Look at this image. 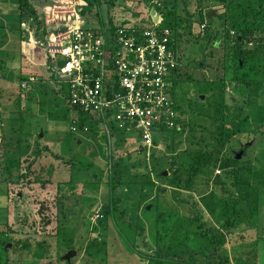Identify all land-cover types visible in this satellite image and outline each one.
<instances>
[{"label":"rangeland","instance_id":"obj_1","mask_svg":"<svg viewBox=\"0 0 264 264\" xmlns=\"http://www.w3.org/2000/svg\"><path fill=\"white\" fill-rule=\"evenodd\" d=\"M14 2L0 0V12ZM20 2L23 24L6 18L3 26L22 30L0 43V264H149L167 240L166 253L180 255L181 235L196 232L198 217L205 231L223 234L230 264L240 259L233 247L250 255L244 242L264 264V33L250 31L257 10L264 29V0ZM73 11L100 34L152 22L182 28L175 125L154 133L157 146L141 152L133 132L74 124L44 48ZM238 28L247 30L243 41ZM205 153L208 165L187 189L190 163Z\"/></svg>","mask_w":264,"mask_h":264},{"label":"built area","instance_id":"obj_2","mask_svg":"<svg viewBox=\"0 0 264 264\" xmlns=\"http://www.w3.org/2000/svg\"><path fill=\"white\" fill-rule=\"evenodd\" d=\"M62 20L58 30L66 32L49 36L44 48L47 69L67 86L74 124L78 112H87L92 123L133 132L141 152L150 150L154 133L175 125L171 89L179 55L170 45V31L152 22L100 34L84 27L74 11Z\"/></svg>","mask_w":264,"mask_h":264},{"label":"trees","instance_id":"obj_3","mask_svg":"<svg viewBox=\"0 0 264 264\" xmlns=\"http://www.w3.org/2000/svg\"><path fill=\"white\" fill-rule=\"evenodd\" d=\"M25 3L26 2L21 3L20 0H17V3H15V4H17L16 9H13V11L5 14L6 15L5 19L7 18L9 21L11 20L12 22H15V20H16L17 24L22 23L23 17H24V12L22 11V9L25 7ZM257 11H256V13H257ZM256 13H255L254 18L252 19L253 23H251V30L250 31H253V34L251 32H249V33H251L252 36L255 34L257 35L258 32L264 33V29L262 27L255 25L256 24L255 22L260 21V24H261V22L263 21V17L258 18ZM31 14L34 15V12L31 11ZM261 16H262V14H261ZM161 27L167 28L170 31V34H171L170 35V39H171L170 45L174 46L175 50L177 51L178 50L177 47H179L178 41H179L180 36H181L180 31L182 28L178 29L177 24H174V22H172V21H169L167 23H162ZM102 30L104 31L103 33H105V31H107L106 29H102ZM236 31H237V34H238V32H242L238 36L241 37V41H243V38L245 36L244 34L247 32L246 28H244L241 31H239V28H238V29H236ZM235 39L238 41L237 37ZM177 53H178V51H177ZM173 75H174V77L176 76V78L173 80V86L171 89V96L172 97H173V90H175L174 86L177 85L176 81H177V78L179 76L178 70L177 71L174 70ZM53 77H54V75H52V78ZM174 107H175L174 109L176 110L177 108H176L175 103H174ZM87 116H88L87 112H78V120L79 121L77 124H78L79 128L82 129V127L87 124V119H88ZM112 130H113V128H112ZM166 131H167V129H165V130L159 129V132H161L162 134H164ZM136 141H138V139ZM158 144H159V138H156L154 136V146H157ZM208 156H209V154H207V153L200 154L195 158L194 161H192V163H190L188 175H187V178H186L185 183H184V185H185V187H187V189L192 187L194 179L201 172L202 168L204 166L208 165V161H207ZM234 162H237V160L234 159ZM224 167H227V165H225ZM116 168L117 167H114L116 174L113 175V178L115 180V184L117 185L120 183V178L117 176ZM199 211H200V209H198V213H199ZM219 211L220 210H217V211L215 210L216 213H218ZM163 214L164 213L162 211L158 212L159 218ZM238 217L240 218V214ZM170 219L171 220L168 221L169 224L170 223L174 224V223H172V218H170ZM231 221L232 220H230V221L227 220L225 228L230 227ZM196 222L198 223V228H197L196 232H194L192 234L191 233L185 234L186 236H188V235L192 236L193 239H194V237H196L198 235L197 243L195 245H192V243L189 244L188 243L189 241L188 242L184 241L186 236L184 237L182 234L181 235L182 241L180 239L179 240H180V243L182 242L181 246L186 247V249L184 248L182 250L181 246L177 247V248L181 249V251H180L181 254L180 255L174 254L173 256L170 257L168 255L169 253H166L169 251V242L166 239V237L162 236L161 237L162 246L166 245V240L168 243V247L164 251V254L167 257L165 255L163 256V254H161V253L160 254L154 253L151 256V258L149 259V264H211V262H213V260H215L219 264H230V257H229L228 250L226 248L222 249V248H224L223 247L224 246L223 234L219 233V231L217 229H212V230H210L211 232L205 231L206 230L204 228L205 225L203 224L204 221L203 220L201 221L200 217L196 218ZM160 223H161V221H160ZM221 226H223V225L221 224ZM196 233H197V235H196ZM256 240L257 239L255 238L253 241L254 245L257 244ZM218 243H220V246H218ZM188 244L190 246H193V247H189ZM243 244L250 247V249L247 250V253L249 252L250 255L246 254L245 258L239 257L238 254L240 253L239 252L240 249H235V247H233L232 248L233 259L240 258L237 261L238 262L237 264H241L240 263L241 259H243V264H256L257 263V261H256V255H257L256 247H251L250 244L247 242H244ZM38 246H39V248H41L43 246V244L40 243ZM177 248L173 246V250H175ZM242 250L244 251L243 248H242ZM245 252H246V250H245ZM245 252L243 254H245ZM37 256L42 257V255H40V253H37ZM198 256H199V258H196ZM214 264H217V263H214Z\"/></svg>","mask_w":264,"mask_h":264},{"label":"crops","instance_id":"obj_4","mask_svg":"<svg viewBox=\"0 0 264 264\" xmlns=\"http://www.w3.org/2000/svg\"><path fill=\"white\" fill-rule=\"evenodd\" d=\"M1 6V5H0ZM9 13V12H8ZM5 14H7V13H5ZM4 13H1L0 12V43H3V41H2V39H1V35H4V40H6V39H10L11 38V36H19V30H18V28L20 29V30H22L21 29V27H19L18 26V28L17 29H14V27H12V26H10V25H8V26H3V25H5L4 23H3V21H6V19H5V17H6V15H5ZM23 24V23H22ZM6 27V28H5ZM58 28H59V26L57 25V30H58ZM55 29H56V27H55ZM49 34H51V35H53L52 34V31L49 33ZM7 35V36H6ZM3 47H5V46H3ZM4 49H2V46L0 45V56H1V54H3V51Z\"/></svg>","mask_w":264,"mask_h":264},{"label":"water","instance_id":"obj_5","mask_svg":"<svg viewBox=\"0 0 264 264\" xmlns=\"http://www.w3.org/2000/svg\"><path fill=\"white\" fill-rule=\"evenodd\" d=\"M151 13H152L151 15H153V14H154V11L152 10ZM213 15H215V11H214V10H210V11H208V12L205 14V17H206L207 19H211V17H212ZM57 64H58L59 66H62V65L64 64V62H63V61H59ZM239 154H240V153H239ZM239 156H240V155H237L236 158L238 159ZM74 253H75L74 251H69V252L64 256V258H65V259H69Z\"/></svg>","mask_w":264,"mask_h":264},{"label":"flooded vegetation","instance_id":"obj_6","mask_svg":"<svg viewBox=\"0 0 264 264\" xmlns=\"http://www.w3.org/2000/svg\"><path fill=\"white\" fill-rule=\"evenodd\" d=\"M178 55H179V53H178ZM179 64H178V66H177V70H178V74H180L181 72H180V69H181V67H183L182 66V63H181V61H180V55H179ZM176 84H177V81H176ZM175 88H176V85L174 86Z\"/></svg>","mask_w":264,"mask_h":264}]
</instances>
